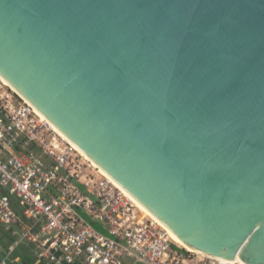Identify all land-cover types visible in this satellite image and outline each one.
<instances>
[{
	"label": "water",
	"instance_id": "95a60500",
	"mask_svg": "<svg viewBox=\"0 0 264 264\" xmlns=\"http://www.w3.org/2000/svg\"><path fill=\"white\" fill-rule=\"evenodd\" d=\"M0 76L189 248L264 264V0H0Z\"/></svg>",
	"mask_w": 264,
	"mask_h": 264
},
{
	"label": "built area",
	"instance_id": "2783aa9c",
	"mask_svg": "<svg viewBox=\"0 0 264 264\" xmlns=\"http://www.w3.org/2000/svg\"><path fill=\"white\" fill-rule=\"evenodd\" d=\"M0 223L15 237L0 264L20 244L31 264H239L177 243L1 76Z\"/></svg>",
	"mask_w": 264,
	"mask_h": 264
},
{
	"label": "trees",
	"instance_id": "16d2710c",
	"mask_svg": "<svg viewBox=\"0 0 264 264\" xmlns=\"http://www.w3.org/2000/svg\"><path fill=\"white\" fill-rule=\"evenodd\" d=\"M11 205L13 209L19 214H22V206L20 205L18 199H12ZM15 241V237H13L10 233V229H8L5 225L0 223V258L3 255L4 251L8 249ZM15 255L19 257L17 261H8L7 264H31L34 261V256L31 253L30 247H24L23 245H19L14 250Z\"/></svg>",
	"mask_w": 264,
	"mask_h": 264
},
{
	"label": "bare ground",
	"instance_id": "6f19581e",
	"mask_svg": "<svg viewBox=\"0 0 264 264\" xmlns=\"http://www.w3.org/2000/svg\"><path fill=\"white\" fill-rule=\"evenodd\" d=\"M4 79V78H3ZM5 80V79H4ZM6 81V80H5ZM7 82V81H6ZM8 83V82H7ZM9 84V83H8ZM9 86H11L9 84ZM12 87V86H11ZM13 88V87H12ZM15 90V88H13ZM16 91V90H15ZM38 111V110H37ZM56 128V127H55ZM60 132V131H59ZM63 134V133H62ZM64 135V134H63ZM65 136V135H64ZM87 158H89L87 155H85ZM90 159V158H89ZM91 160V159H90ZM92 161V160H91ZM93 162V161H92ZM94 165L98 166L96 163L93 162ZM101 169V168H100ZM102 172H104L102 169H101ZM105 174H107L106 172H104ZM108 175V174H107ZM115 181V180H114ZM116 182V181H115ZM117 183V182H116ZM118 184V183H117ZM119 185V184H118ZM120 186V185H119ZM137 201V203L139 204V206L147 213V214H150V216H152L153 218H155L156 220H158L162 225H164L157 217H155L147 208H145L137 199H135ZM165 226V225H164ZM166 227V226H165ZM167 228V227H166ZM168 229V228H167ZM173 237V239L179 243L181 246L187 248V249H191L189 248L176 234H174L170 229H168ZM193 250V249H191ZM234 262V261H232Z\"/></svg>",
	"mask_w": 264,
	"mask_h": 264
},
{
	"label": "crops",
	"instance_id": "0c3cea01",
	"mask_svg": "<svg viewBox=\"0 0 264 264\" xmlns=\"http://www.w3.org/2000/svg\"><path fill=\"white\" fill-rule=\"evenodd\" d=\"M18 246H19V245H18ZM18 246H17V247H18ZM1 257H2V256H1Z\"/></svg>",
	"mask_w": 264,
	"mask_h": 264
}]
</instances>
